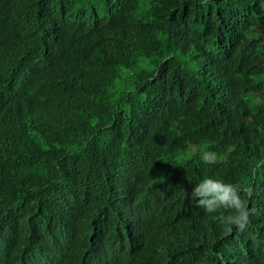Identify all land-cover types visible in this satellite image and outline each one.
I'll use <instances>...</instances> for the list:
<instances>
[{
	"label": "trees",
	"instance_id": "1",
	"mask_svg": "<svg viewBox=\"0 0 264 264\" xmlns=\"http://www.w3.org/2000/svg\"><path fill=\"white\" fill-rule=\"evenodd\" d=\"M0 264H264V0H0Z\"/></svg>",
	"mask_w": 264,
	"mask_h": 264
},
{
	"label": "clouds",
	"instance_id": "2",
	"mask_svg": "<svg viewBox=\"0 0 264 264\" xmlns=\"http://www.w3.org/2000/svg\"><path fill=\"white\" fill-rule=\"evenodd\" d=\"M218 159L223 157H218L213 151L206 150L201 154V160L205 164H215ZM241 191L245 190L235 184L205 177L193 187L191 195L196 206L203 208L206 213H216L221 209L231 210L230 214L218 217L224 231L231 233L233 227L243 230L249 219L247 201L241 197ZM251 195V190H246V196L250 198Z\"/></svg>",
	"mask_w": 264,
	"mask_h": 264
}]
</instances>
